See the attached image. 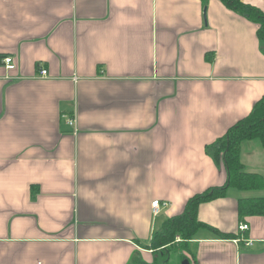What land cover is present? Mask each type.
<instances>
[{
    "label": "crops",
    "instance_id": "obj_1",
    "mask_svg": "<svg viewBox=\"0 0 264 264\" xmlns=\"http://www.w3.org/2000/svg\"><path fill=\"white\" fill-rule=\"evenodd\" d=\"M256 27L220 0H0V264H264V214L236 207L264 183L198 204L184 249L146 248L225 182L205 145L264 93ZM239 158L264 179L258 138Z\"/></svg>",
    "mask_w": 264,
    "mask_h": 264
},
{
    "label": "trees",
    "instance_id": "obj_2",
    "mask_svg": "<svg viewBox=\"0 0 264 264\" xmlns=\"http://www.w3.org/2000/svg\"><path fill=\"white\" fill-rule=\"evenodd\" d=\"M220 1L256 23V34L260 40L264 41V12L260 8L243 0ZM251 138H258L264 145V93L253 102L247 114L237 119L223 134L205 145V150L213 161L218 164L221 162L224 166L225 182L221 185L208 186L189 196L182 211L167 217L163 221L161 230L152 234L146 248L169 251L177 246L184 249L187 240L192 237L196 229L204 225L196 215L198 204L223 196L229 187L237 190H253L263 186V176L260 173L245 170L239 158L240 143ZM236 201L240 218L246 215L264 214V196L239 197ZM176 235L179 236V241H175ZM183 258L187 257L181 255L180 260ZM167 260L166 256L160 264H164ZM134 261L135 264H148L137 257ZM150 264H158V262Z\"/></svg>",
    "mask_w": 264,
    "mask_h": 264
},
{
    "label": "built area",
    "instance_id": "obj_3",
    "mask_svg": "<svg viewBox=\"0 0 264 264\" xmlns=\"http://www.w3.org/2000/svg\"><path fill=\"white\" fill-rule=\"evenodd\" d=\"M2 62L4 63L5 68H7V69L14 68L12 56H10V55L4 56L2 58ZM39 73H40V75H46L47 70L45 68H40ZM67 123L70 125H73L75 123L74 118H67ZM163 204H167V202H163ZM159 205H160V202L158 199H154L151 201V207H152V210L154 213H156L158 211ZM237 227L239 230H245L247 228V224L246 223H239ZM245 243L249 244L250 241L246 240Z\"/></svg>",
    "mask_w": 264,
    "mask_h": 264
},
{
    "label": "rangeland",
    "instance_id": "obj_4",
    "mask_svg": "<svg viewBox=\"0 0 264 264\" xmlns=\"http://www.w3.org/2000/svg\"><path fill=\"white\" fill-rule=\"evenodd\" d=\"M151 251H153V250L151 249ZM180 262H181V260H180L179 256L175 252H173V250L170 251V259H169L167 264H180Z\"/></svg>",
    "mask_w": 264,
    "mask_h": 264
},
{
    "label": "water",
    "instance_id": "obj_5",
    "mask_svg": "<svg viewBox=\"0 0 264 264\" xmlns=\"http://www.w3.org/2000/svg\"><path fill=\"white\" fill-rule=\"evenodd\" d=\"M180 264H189L188 259L187 258H183L181 260Z\"/></svg>",
    "mask_w": 264,
    "mask_h": 264
}]
</instances>
